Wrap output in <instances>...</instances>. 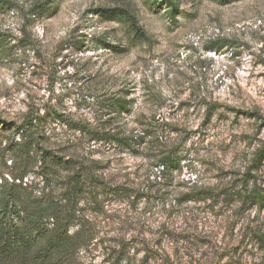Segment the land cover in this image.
<instances>
[{
  "label": "rangeland",
  "instance_id": "rangeland-1",
  "mask_svg": "<svg viewBox=\"0 0 264 264\" xmlns=\"http://www.w3.org/2000/svg\"><path fill=\"white\" fill-rule=\"evenodd\" d=\"M15 1L26 9L34 0ZM177 1L174 17L153 0H58L49 18L0 5V202L13 183L23 197L56 194L68 173L45 185L38 150L21 156L15 126L27 117L39 122L38 147L88 166L109 188L159 181L156 158L179 159L164 182H149L148 199L84 194L93 235L67 264H264V208L178 202L240 177L264 139V0ZM115 6L133 7L149 40L95 13ZM114 97L129 112H110ZM210 102L221 106L206 120ZM102 131L130 146L95 138ZM257 180L264 186V166Z\"/></svg>",
  "mask_w": 264,
  "mask_h": 264
},
{
  "label": "trees",
  "instance_id": "trees-1",
  "mask_svg": "<svg viewBox=\"0 0 264 264\" xmlns=\"http://www.w3.org/2000/svg\"><path fill=\"white\" fill-rule=\"evenodd\" d=\"M227 3L229 0H219ZM154 3L165 4L167 10L174 17L179 12L177 0H153ZM0 5L9 9L24 11L27 18H49L58 10V0H34L26 6L18 4L15 0H0ZM95 13L104 15L107 19L122 23L131 38L138 41L149 40V35L140 25L135 10L131 6L102 7ZM107 15V16H106ZM113 48H118L112 45ZM212 48V47H210ZM126 99L114 97L108 102V110L114 113L129 112L130 108ZM206 120H210L216 110L221 106L218 103H206ZM227 110L241 114V111L226 106ZM246 114V113H244ZM254 114V113H250ZM2 124L6 128L7 124ZM39 126L33 117H27L15 131L20 134L21 142L16 147L29 157L30 149L35 147L37 151L36 161L39 167L38 174L45 185L59 177L58 172L68 173L61 179L59 192L48 193L41 196H32L28 193L21 195V185L12 184L15 193H9V197L3 196L0 202V264H67L81 247L87 246L92 233L84 228L82 211L79 207L84 194L95 195V203L98 196H114L119 200H139L149 198V194L160 180H166L174 168H177L179 159L172 153L161 154L156 158L159 181L155 177L151 181L140 184L138 188L127 185L107 187L100 179H95L88 166H83L77 161L63 158L54 154L52 150L38 147L34 137V129ZM77 128L85 129L77 125ZM87 132V131H85ZM89 133V132H87ZM95 138L99 140H114L122 145L130 146V138L118 136L111 131L96 132ZM15 154L18 155L17 151ZM36 156V155H35ZM264 166V139L260 141L253 151L249 164L241 172L240 177L223 186L222 188H194L183 195L178 202L194 200L202 202H222L235 204L237 209L249 210L264 208V186L257 180V173ZM155 182L156 184H149ZM51 219V227L47 222ZM79 224L74 231L71 227ZM39 245V246H38ZM36 246V247H35ZM36 250H35V249ZM35 250L33 253L30 250Z\"/></svg>",
  "mask_w": 264,
  "mask_h": 264
}]
</instances>
